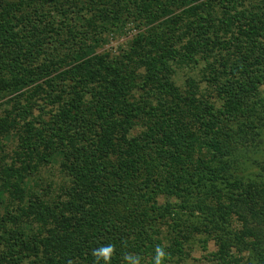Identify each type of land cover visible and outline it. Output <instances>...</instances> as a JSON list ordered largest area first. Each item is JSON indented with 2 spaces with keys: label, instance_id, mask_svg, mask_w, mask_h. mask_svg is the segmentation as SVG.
Here are the masks:
<instances>
[{
  "label": "trees",
  "instance_id": "trees-1",
  "mask_svg": "<svg viewBox=\"0 0 264 264\" xmlns=\"http://www.w3.org/2000/svg\"><path fill=\"white\" fill-rule=\"evenodd\" d=\"M262 86L264 0H0V264H264Z\"/></svg>",
  "mask_w": 264,
  "mask_h": 264
},
{
  "label": "rangeland",
  "instance_id": "rangeland-1",
  "mask_svg": "<svg viewBox=\"0 0 264 264\" xmlns=\"http://www.w3.org/2000/svg\"><path fill=\"white\" fill-rule=\"evenodd\" d=\"M136 28L135 26H129L127 30L121 32L118 35L109 34V36H105V42H102L97 49L98 55L110 54L112 57H121L124 51H127L132 43L134 42L135 36L143 32ZM144 71V70H143ZM185 77H177L176 83L179 85H184ZM199 80V78H197ZM184 83H181V82ZM202 90H206L208 84L201 81ZM210 90V89H208ZM204 94V98L206 102H209L212 105V109L215 112L222 106V101L219 100L217 93L215 90H211L208 93H204V91L197 96V101L194 105H198L200 100L203 99L202 96ZM257 101L259 102V107L256 110V113L253 115L252 119L256 122V128H251L247 133H240L236 141L231 145V154L237 155L240 164L245 165L248 170V174L252 176L254 179L257 175H261L264 177V86L261 87L260 96ZM244 125V124H243ZM234 124V128H235ZM244 127V126H242ZM51 171L44 174L45 181H56L60 182L62 179L61 174L59 173V169L57 166H53ZM259 177V176H258ZM258 177L256 179H258ZM264 180V179H263ZM202 237L196 238L193 243L188 244L187 248L189 251L192 249L191 257L187 260V264H216L211 262L209 258V254L216 251V247L213 242L208 243V252H205L202 248V244L199 242ZM186 249V250H187Z\"/></svg>",
  "mask_w": 264,
  "mask_h": 264
},
{
  "label": "clouds",
  "instance_id": "clouds-1",
  "mask_svg": "<svg viewBox=\"0 0 264 264\" xmlns=\"http://www.w3.org/2000/svg\"><path fill=\"white\" fill-rule=\"evenodd\" d=\"M110 251H111L110 248L103 250V254H104L105 258L108 257V255L110 254Z\"/></svg>",
  "mask_w": 264,
  "mask_h": 264
}]
</instances>
